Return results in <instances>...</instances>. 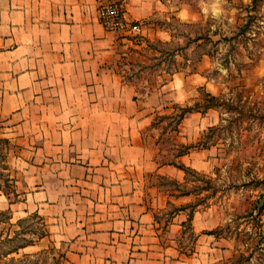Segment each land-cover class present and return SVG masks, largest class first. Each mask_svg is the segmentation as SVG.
I'll list each match as a JSON object with an SVG mask.
<instances>
[{
    "label": "crops",
    "instance_id": "crops-1",
    "mask_svg": "<svg viewBox=\"0 0 264 264\" xmlns=\"http://www.w3.org/2000/svg\"><path fill=\"white\" fill-rule=\"evenodd\" d=\"M100 4L0 0V138L23 134L28 142L23 184L34 188V198L44 195L53 220L51 235L43 240L51 242L55 234L66 242L72 264H212L227 248L208 233L217 228L206 225L211 214L200 205L193 211L187 207L197 196L177 193L168 182L185 183L184 171L162 163L155 140L145 137L158 115L189 105V93L210 87L209 79L175 71L143 95L117 69L116 32L100 20ZM162 5L161 0H127L124 19L141 22ZM198 113L183 119L178 143L200 140L212 124L209 113ZM57 157L59 168L53 164ZM206 160L210 163L211 150L205 147L176 157L198 171L202 163L204 172ZM144 174L160 184H146ZM149 199L154 209L147 206ZM157 211L166 216L163 228L156 223ZM188 222L197 241L189 256L180 244Z\"/></svg>",
    "mask_w": 264,
    "mask_h": 264
},
{
    "label": "rangeland",
    "instance_id": "rangeland-1",
    "mask_svg": "<svg viewBox=\"0 0 264 264\" xmlns=\"http://www.w3.org/2000/svg\"><path fill=\"white\" fill-rule=\"evenodd\" d=\"M126 1L101 0L98 14L109 5L121 14L119 29H109L116 32L118 43L115 63L143 95L148 87L167 82L175 71L201 73L210 82V87L189 93L191 102L186 106L196 111L185 117L209 113L212 124L201 131L200 140L184 145H192L189 151L210 149L211 161L206 160L205 172L202 163L200 171L192 167L184 171L183 185L168 182L177 193L197 196L187 206L192 211L200 205V211L211 214L206 225L217 228L208 233L215 231L227 248L222 259L217 256L212 264H264V0H161L160 11L135 23L123 17ZM129 24L140 29L133 31ZM207 95L215 97L212 107L203 111L199 108L207 103ZM171 112L158 115L154 129L145 134L151 142L155 140L159 159H173L182 145L179 131L185 117L175 126L172 117L179 111L174 107ZM24 137L8 138L7 158L0 154V264H72L67 262L66 242L55 234L51 242L43 240L51 235L53 220L47 216L44 195L34 198V188L23 184L21 166L28 163L30 151ZM60 163L55 158L57 168ZM3 164L8 170L1 168ZM142 180L160 184L149 174ZM53 199L59 203L58 196ZM150 202L146 201L147 206L154 209ZM155 216L158 227H165V214L157 211ZM200 221L199 226L205 224L202 217ZM196 242V231L188 222L180 238L182 252L191 255ZM27 243L32 244L22 246Z\"/></svg>",
    "mask_w": 264,
    "mask_h": 264
},
{
    "label": "trees",
    "instance_id": "trees-1",
    "mask_svg": "<svg viewBox=\"0 0 264 264\" xmlns=\"http://www.w3.org/2000/svg\"><path fill=\"white\" fill-rule=\"evenodd\" d=\"M123 13H124V10H123ZM100 20H101V19H100ZM207 96H208V95H207ZM208 97H209V98H208L209 101H208L207 98H206L207 103L204 105L205 107L203 106L202 108H199V109H202V110L204 111V110H206V109L212 107V104H211L210 101H211L212 99H214L215 96L210 95V96H208ZM175 108L179 111V112H177L176 114H174L173 117H172V119H176V125H175V126H178V125L180 124L181 120L185 117V115H186L187 113L192 112V111H194V110L196 111V107H189V106H180V105H176ZM166 117L171 118L170 116H166ZM162 118H165V117H162ZM9 142H10V140H9L8 138H0V154H1V156H2L3 158H4V157L7 158V155H8V149H10L9 146H8ZM179 147H180V150H178V152H177L176 154L173 155V157H174L173 159H168V158H166V157H162V158H160V161H161L162 163L173 164V165L179 167L180 169H182L183 171H185V172L187 173V172H189L191 169H190L189 167L185 166L184 164H181V163L177 162V161L175 160V158L178 157V156H182V155L186 154V153L189 151V149L192 148V145H184V144H182V145H179ZM9 151H10V150H9ZM1 168H3V170H4V169H7L8 167H7L6 165L3 164V165L1 166ZM7 170H8V169H7ZM192 217H193V213L190 214L189 221L192 220ZM213 232H215V231H213ZM213 232H211V233H213ZM42 236H44V234H43ZM30 244H32V243H27V244L22 245V246L25 247V246L30 245ZM19 247H20V246H19Z\"/></svg>",
    "mask_w": 264,
    "mask_h": 264
},
{
    "label": "built area",
    "instance_id": "built-area-1",
    "mask_svg": "<svg viewBox=\"0 0 264 264\" xmlns=\"http://www.w3.org/2000/svg\"><path fill=\"white\" fill-rule=\"evenodd\" d=\"M102 11L99 12V16L100 14H102V16L104 17H100L101 21L104 23L105 27L107 29H111V30H117L119 29V25H120V13L118 12V10L116 8H114L113 6H108V7H103L101 9ZM107 16H111L113 18V21H110L108 18L110 17H107ZM123 17H124V14H123ZM125 22V20H124ZM139 26L137 24H133L132 25V30L133 31H136V30H139Z\"/></svg>",
    "mask_w": 264,
    "mask_h": 264
},
{
    "label": "water",
    "instance_id": "water-1",
    "mask_svg": "<svg viewBox=\"0 0 264 264\" xmlns=\"http://www.w3.org/2000/svg\"><path fill=\"white\" fill-rule=\"evenodd\" d=\"M264 203V197H263V199L261 200V205Z\"/></svg>",
    "mask_w": 264,
    "mask_h": 264
}]
</instances>
